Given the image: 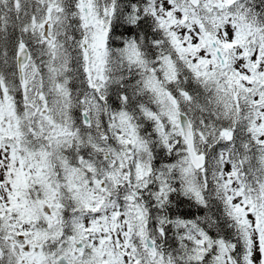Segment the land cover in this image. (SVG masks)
Segmentation results:
<instances>
[{
	"label": "snow or ice",
	"instance_id": "1",
	"mask_svg": "<svg viewBox=\"0 0 264 264\" xmlns=\"http://www.w3.org/2000/svg\"><path fill=\"white\" fill-rule=\"evenodd\" d=\"M0 264H264V0H0Z\"/></svg>",
	"mask_w": 264,
	"mask_h": 264
}]
</instances>
